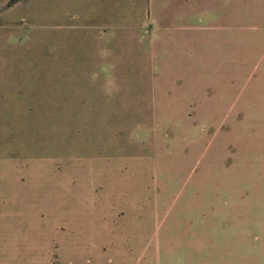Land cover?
Instances as JSON below:
<instances>
[{"label":"rangeland","instance_id":"obj_1","mask_svg":"<svg viewBox=\"0 0 264 264\" xmlns=\"http://www.w3.org/2000/svg\"><path fill=\"white\" fill-rule=\"evenodd\" d=\"M0 264H264V0H0Z\"/></svg>","mask_w":264,"mask_h":264},{"label":"clouds","instance_id":"obj_2","mask_svg":"<svg viewBox=\"0 0 264 264\" xmlns=\"http://www.w3.org/2000/svg\"><path fill=\"white\" fill-rule=\"evenodd\" d=\"M115 90L117 89H114V87L110 85V87L106 90V94L112 95Z\"/></svg>","mask_w":264,"mask_h":264}]
</instances>
